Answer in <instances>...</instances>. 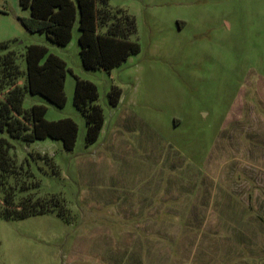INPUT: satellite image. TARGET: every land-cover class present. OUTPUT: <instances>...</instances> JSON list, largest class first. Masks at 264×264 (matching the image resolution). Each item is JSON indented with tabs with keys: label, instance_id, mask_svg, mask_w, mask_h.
<instances>
[{
	"label": "rangeland",
	"instance_id": "374dc122",
	"mask_svg": "<svg viewBox=\"0 0 264 264\" xmlns=\"http://www.w3.org/2000/svg\"><path fill=\"white\" fill-rule=\"evenodd\" d=\"M35 1L0 0V108L23 94L78 137L0 132V264H264V0H95L110 71L85 68L79 20L65 46L28 31ZM32 45L66 62L65 107L30 92Z\"/></svg>",
	"mask_w": 264,
	"mask_h": 264
},
{
	"label": "trees",
	"instance_id": "16d2710c",
	"mask_svg": "<svg viewBox=\"0 0 264 264\" xmlns=\"http://www.w3.org/2000/svg\"><path fill=\"white\" fill-rule=\"evenodd\" d=\"M21 8L34 10L36 1L20 0ZM42 4V3H41ZM44 4L49 6L48 13H36L34 18H20L22 25L32 33L53 32L54 43L65 46L72 40V33L77 20H79L82 58L85 68H100L110 71L115 66L116 60L123 54L122 47L115 46L113 51L100 47L99 56L90 50L98 39V44L103 45L110 40L101 39L97 34L95 14V0H46ZM43 5V4H42ZM50 13V18L48 17ZM56 41V42H55ZM114 41V40H113ZM117 43L114 42V44ZM111 50V49H110ZM101 55L103 56L100 59ZM29 77L28 84L32 94H39L57 107L66 105L65 82L67 78V64L56 55L50 54L44 46L32 45L28 48ZM97 58V59H96ZM99 65V67L97 66ZM76 103L85 104L87 99L97 97L96 86L88 81L77 79ZM118 90H114L115 96ZM23 94L12 101H8L4 108H0V132H8L11 137L23 139L26 143L37 140L53 139L61 140L64 148L73 150L78 137V126L72 119L48 121L46 119L47 108L45 106H33L29 110L23 108ZM113 98V96H111ZM101 120L100 111L95 108V116L92 118ZM97 124L98 121H97ZM96 124V125H97ZM95 125V126H96ZM98 126V125H97ZM100 126V125H99ZM99 126L93 128L97 137ZM10 145L4 138H0V157L8 159Z\"/></svg>",
	"mask_w": 264,
	"mask_h": 264
}]
</instances>
